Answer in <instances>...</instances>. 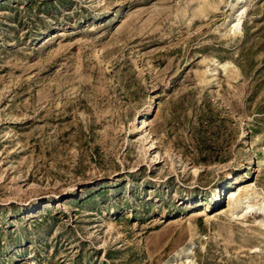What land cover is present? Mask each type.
<instances>
[{
    "label": "rangeland",
    "instance_id": "374dc122",
    "mask_svg": "<svg viewBox=\"0 0 264 264\" xmlns=\"http://www.w3.org/2000/svg\"><path fill=\"white\" fill-rule=\"evenodd\" d=\"M245 189L264 0H0V264H264Z\"/></svg>",
    "mask_w": 264,
    "mask_h": 264
},
{
    "label": "bare ground",
    "instance_id": "6f19581e",
    "mask_svg": "<svg viewBox=\"0 0 264 264\" xmlns=\"http://www.w3.org/2000/svg\"><path fill=\"white\" fill-rule=\"evenodd\" d=\"M240 0H236V3L238 4ZM236 14L234 15V18L231 20V27L230 31L232 33H236L239 31V27L241 25L242 16L245 13V9L238 8L236 11ZM145 121L140 122V126L138 127L134 125L133 129H139L144 127ZM152 144V143H151ZM149 146H152V145ZM244 188V186H242ZM241 188V189H242ZM256 193V191H253ZM255 197H252L249 193L248 189H245L242 193H238L237 196L231 198L230 206L233 210V214L236 216L245 215L249 211L255 209V210H264V200H261L260 202L254 201ZM191 262V261H189Z\"/></svg>",
    "mask_w": 264,
    "mask_h": 264
}]
</instances>
